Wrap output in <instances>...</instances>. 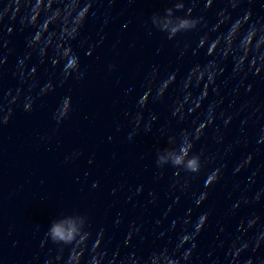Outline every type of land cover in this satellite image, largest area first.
<instances>
[{"label": "clouds", "instance_id": "obj_1", "mask_svg": "<svg viewBox=\"0 0 264 264\" xmlns=\"http://www.w3.org/2000/svg\"><path fill=\"white\" fill-rule=\"evenodd\" d=\"M98 0H3L0 3V26L4 24L7 18L12 24L17 22L24 28H31L32 32L27 38L26 47L28 51L23 58L19 59L16 65L14 75L17 76L22 84L28 85V94L23 92L22 88L15 90L9 89L7 93L0 96V125L7 124L13 114V105L18 104L23 96L22 107L25 112H31L35 103V98L31 95L32 89L37 87L34 77L37 72L36 67L28 69L27 61L34 54L38 55L39 63L44 64L48 59V52L51 49L53 58L51 64L56 67L63 64L60 72L61 84L70 77L81 80L84 72L81 70L79 56L71 47L70 41L75 40L80 30L83 28L86 20L93 12V4ZM109 4L114 0H108ZM193 5L197 0H192ZM213 0H207V6H210ZM233 9L237 8L241 0H228ZM171 6L165 7L162 11L154 12L150 17L149 35L152 30L163 33L166 39L171 41L181 33L198 31L201 26L207 27V23L202 16H194L193 7H189L184 15H177L185 9V0H167ZM218 21L215 25L199 36L197 46L193 49V55L203 49L205 56L209 57L206 63H195L183 78L177 95L170 105L172 116L184 121L187 115L197 112L202 108L203 100L207 97L209 90H213L219 95L216 87V78L221 75L225 68L221 66L223 61L231 59L232 77L246 78L249 74L258 75L264 70V22L251 19L252 12L247 10L243 15L233 18L231 13L221 10L217 13ZM221 29H224L223 31ZM7 32L12 34L13 28L8 27ZM215 33V35H212ZM85 41H81V46ZM177 47L180 41L177 40ZM7 45V41L4 42ZM191 47L189 43L183 45L181 56ZM92 55L91 49L87 53ZM7 62V57L0 58V66ZM110 70L115 65L109 66ZM159 71L153 69L146 79L145 92L138 100V106L143 109L149 102L161 100L165 94L177 82L176 73L168 74L160 79ZM31 81V82H30ZM201 95H194L193 89L201 88ZM54 90V86L49 80L45 83L38 93L43 96ZM155 93V94H153ZM222 99L210 104L206 110H202L192 120V127L181 129L179 132L167 135L165 147H157L155 150V166L160 169V178L163 176V170L166 167L174 169V180L171 187L180 188L182 191L189 187L190 179H198L201 174L206 176L204 187L210 188L215 185L222 175V168L218 167L210 172H206L208 164L213 162L214 157L204 156L202 152L194 151L195 144L204 136L207 126H211L216 119V107L222 103ZM72 110L71 96H65L55 112L53 119L59 125L65 120ZM128 115V113H125ZM203 117V122H201ZM152 116L151 120H155ZM229 120L231 117L228 118ZM143 117L137 113L134 118L135 128L129 134V139L135 135L136 129H139ZM228 121H225L227 123ZM145 130H151V123L145 125ZM164 132V129H161ZM47 137H45L46 139ZM218 142H219V138ZM79 153H73V158ZM251 156L246 157L237 167L240 171L251 163ZM91 163V161H89ZM98 183H93L95 188ZM115 191V190H114ZM142 191V187L137 192ZM194 204L198 207L208 198V192L203 191L197 194L192 193ZM260 199L258 193L255 197ZM179 197L174 202H178ZM247 198L244 203H248ZM171 210V206L169 211ZM191 210H189V213ZM208 219V214H201L195 222L191 215H187L174 222L183 225L182 231L177 237L175 248L169 250L163 247L153 251L145 260L141 256H127L119 260V253L113 254L109 260L107 249L104 246L105 232L100 229L93 236L90 220L87 214L73 209L66 213L51 219L47 230L44 233V241L41 242L43 248L45 243L51 242L56 246L57 254L54 258H49L45 264H192V257L196 250V238L203 230ZM259 217L251 218L244 222L238 228L241 235L237 236L231 244L227 255L232 258V264H239V257L242 252L254 245L253 251L264 241V232L259 233L254 241H245L243 236L258 223ZM159 223V221H157ZM189 226L191 231H189ZM133 229L129 232V239L138 232ZM163 235V233H161ZM91 242V243H90ZM190 244V247H185ZM128 245V241H125ZM68 252L65 257V252ZM179 254V256H177ZM218 264V262H217ZM246 264H254L252 259H248Z\"/></svg>", "mask_w": 264, "mask_h": 264}]
</instances>
